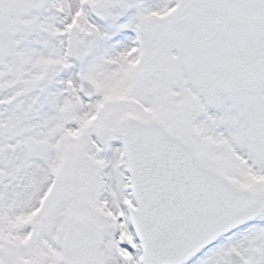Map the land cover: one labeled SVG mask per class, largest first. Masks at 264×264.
<instances>
[{"label":"snow or ice","instance_id":"6c2138e0","mask_svg":"<svg viewBox=\"0 0 264 264\" xmlns=\"http://www.w3.org/2000/svg\"><path fill=\"white\" fill-rule=\"evenodd\" d=\"M0 264H264V0H0Z\"/></svg>","mask_w":264,"mask_h":264}]
</instances>
